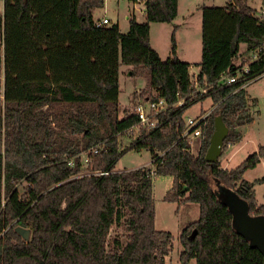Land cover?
Here are the masks:
<instances>
[{"label":"trees","instance_id":"trees-1","mask_svg":"<svg viewBox=\"0 0 264 264\" xmlns=\"http://www.w3.org/2000/svg\"><path fill=\"white\" fill-rule=\"evenodd\" d=\"M103 3L3 0L0 264H164L173 235L155 228L153 175L172 176L165 200L199 203L198 219L179 235L180 264L192 259L196 264H264L263 254L237 232L232 212L220 197V188H229L247 203L251 215H264L253 183L243 178L264 155V146L231 169L221 167L219 159L204 158L217 113L229 128L221 153L228 143L241 140L239 127L253 121L250 105L256 100L249 102L246 87H240L241 82L219 86L217 80L233 71L241 44L249 53L264 42V21L253 16L246 0L201 6L196 76L199 85L215 90L190 99L195 88L190 63L177 56L178 27L172 30L166 59L149 43L150 23L171 22L178 0H144L145 21L139 23L131 15L125 33L117 22L95 24L93 10ZM121 64L132 65L133 75L144 72L147 89L167 103L184 99L160 116L159 127L142 131L128 147L149 150L152 168L114 171L122 154L118 137L138 122L132 111L119 117ZM250 68L248 77L262 73L264 59ZM138 96L133 94L134 101ZM207 97L218 105L204 122L194 155L188 139L180 138L182 115ZM93 147L98 153L90 155L86 169L79 159L75 166L69 164V157ZM84 171L108 173L75 177ZM16 225L30 228L28 240L15 232ZM113 226L121 228L122 237L110 236Z\"/></svg>","mask_w":264,"mask_h":264},{"label":"rangeland","instance_id":"rangeland-1","mask_svg":"<svg viewBox=\"0 0 264 264\" xmlns=\"http://www.w3.org/2000/svg\"><path fill=\"white\" fill-rule=\"evenodd\" d=\"M228 0H178V12L171 22H152L149 28V42L159 49L161 59H166L170 55L171 33L175 25H178L176 31V41L179 45V56L190 63L189 73L194 77L200 70L198 63L201 57V6H223ZM252 7L258 6V0H246ZM3 11V0H0V13ZM133 15L137 22H144L146 17L144 9L140 3L134 4L131 0H104L103 6L93 10V18L98 20L106 17L111 22H117L120 30L124 33L128 31V17ZM245 45L241 44L239 55L234 58V63H239L242 56H246ZM2 63V62H1ZM0 66V74H2ZM133 75L132 65L121 64L119 66V117L130 112L136 101L133 94L149 95L152 90L147 89V77L144 72ZM249 102L256 100V107L250 109L253 121L240 127L242 139L235 143L231 148L223 150L219 155L221 167L231 169L240 164L248 154L257 151L260 146H264V74L246 86ZM0 96L2 92L0 88ZM138 96V98H140ZM212 99L210 97L199 101L183 113V119L195 117L199 113H204L211 109ZM213 112V111H212ZM136 131L119 136L118 140L121 146V156L114 164V171H126L147 166L153 167L151 163L152 153L142 148L136 150L128 148L136 137ZM200 140L193 137L191 140V152L198 153ZM234 153V154H232ZM232 154V155H231ZM83 169V168H82ZM86 172V171H84ZM243 178L253 183L255 199L259 204L264 203V155L260 158L258 164L247 169ZM172 186V176L153 175L152 176V194L155 202V228L171 232L173 235V247L165 257L164 264H180L179 256L182 245L179 235L186 222H191L199 217V206L193 202L188 204L172 202L165 200L167 191ZM21 193L23 184H18ZM185 203V204H184ZM121 228L113 226L110 236H121Z\"/></svg>","mask_w":264,"mask_h":264},{"label":"built area","instance_id":"built-area-1","mask_svg":"<svg viewBox=\"0 0 264 264\" xmlns=\"http://www.w3.org/2000/svg\"><path fill=\"white\" fill-rule=\"evenodd\" d=\"M134 4L140 3L144 9V0H131ZM234 2V0H232ZM252 14L255 18H257L259 21H264V0H258V6L253 7ZM145 15V11H144ZM110 20L106 17H102L98 20H95V24L97 26L108 24ZM245 60V63H241V59L239 63H234L233 65V71L229 73H223L220 75L219 79L217 80L218 85L223 84H230L234 82H241L240 87H246L250 82L256 80L258 77L262 76L264 74V71L254 77H248V74L250 72V66L254 62H259L264 59V42L258 46L256 49L251 50L249 53H247L246 56L243 57ZM2 66V74H0V88L1 92L3 93V81H4V64L3 60L0 66ZM197 75V74H196ZM194 75V77H191V80L194 83V92L191 94L190 99L197 98L202 95H209L210 91H214L215 88L213 85H205L201 86L197 82V76ZM184 103L183 98H179L174 103H167V101L162 97L159 96L158 92L155 90H152V93L149 95L140 97L136 100V102L133 105V108L131 111L136 115L137 117V124L131 126L129 129H127L126 133H131L136 131V139L142 131H148L152 130L154 128H157L160 126V116L169 108V107H179ZM218 103H212V107L210 110L199 113L195 117H188L186 120L182 119L184 121V130L181 133L180 138H186L188 139V143L190 145V151H191V140L193 137H198L201 143L202 139V128L204 126V122L207 119V117L212 113V111L217 107ZM200 147V144H199ZM199 150V149H198ZM98 153V149L96 147L91 148L89 151H82L78 155L74 157H69L68 162L71 166H75L76 160L79 159L83 170L86 169L87 164L91 160L90 155H95ZM195 155V154H194ZM108 173L107 171L100 172V171H86L82 172L79 175H76L75 177H80L84 175H99V174H105Z\"/></svg>","mask_w":264,"mask_h":264},{"label":"water","instance_id":"water-1","mask_svg":"<svg viewBox=\"0 0 264 264\" xmlns=\"http://www.w3.org/2000/svg\"><path fill=\"white\" fill-rule=\"evenodd\" d=\"M228 132L229 128L223 121L220 112L217 113L214 117V130L204 155L207 162L217 161ZM220 197L232 212L233 223L237 232L247 238L250 246L257 248L264 256V215H251L248 211L247 203L229 188L222 186L220 188ZM14 230L25 241L29 239L30 228L16 225ZM195 234L196 230L194 229L191 236L193 237Z\"/></svg>","mask_w":264,"mask_h":264},{"label":"crops","instance_id":"crops-1","mask_svg":"<svg viewBox=\"0 0 264 264\" xmlns=\"http://www.w3.org/2000/svg\"><path fill=\"white\" fill-rule=\"evenodd\" d=\"M177 12H178V10H177ZM102 18V17H101ZM94 19V18H93ZM100 19V18H99ZM128 19H129V17H128ZM95 20V19H94ZM111 21V20H110ZM139 23H142V22H139ZM176 26H178V25H176ZM120 28V27H119ZM150 28H151V25H150ZM178 29V28H177ZM122 31V30H121ZM177 31V30H176ZM123 32V31H122ZM175 36H176V32H175ZM176 38V37H175ZM150 43V42H149ZM176 44H177V56H178V58L180 59V60H182V61H186V62H188L187 60H183V59H181L180 58V56H179V45H178V41H176ZM152 47H154L156 50H157V52H158V54H159V56H160V53H159V49L156 47V46H153L152 44H150ZM167 57H169V55L167 56ZM213 103V102H212ZM251 107L252 108H254V107H256V103L253 105V104H251L250 105V109H251ZM253 119H254V117H253ZM239 130H241L240 129V127H239ZM242 139V138H241ZM241 141V140H240ZM239 141V142H240ZM238 143V142H237ZM235 143H228L227 145H226V149H229V148H231L233 145H234ZM232 154H234V153H232ZM231 154V155H232ZM219 159V158H218ZM142 167H144V166H142ZM141 167V168H142ZM189 192L190 191H188L186 194H185V196L184 197H186V196H188L189 195ZM189 202H193V203H195V204H197L198 206H199V203L197 202V201H191V200H186L185 201V203H189ZM184 203V204H185ZM197 220V219H196ZM196 220H194V221H196ZM191 222H193V221H191ZM190 221L189 222H186L185 223V226H187L189 223H191ZM185 226H183L182 227V229L185 227ZM189 264H196V260L195 259H192L191 261H190V263Z\"/></svg>","mask_w":264,"mask_h":264}]
</instances>
